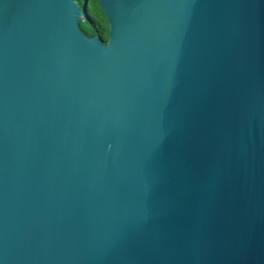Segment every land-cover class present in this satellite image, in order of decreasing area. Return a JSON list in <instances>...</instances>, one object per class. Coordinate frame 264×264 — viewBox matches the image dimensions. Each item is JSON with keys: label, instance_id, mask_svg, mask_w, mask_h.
<instances>
[{"label": "water", "instance_id": "95a60500", "mask_svg": "<svg viewBox=\"0 0 264 264\" xmlns=\"http://www.w3.org/2000/svg\"><path fill=\"white\" fill-rule=\"evenodd\" d=\"M0 0V264H264V0Z\"/></svg>", "mask_w": 264, "mask_h": 264}, {"label": "trees", "instance_id": "16d2710c", "mask_svg": "<svg viewBox=\"0 0 264 264\" xmlns=\"http://www.w3.org/2000/svg\"><path fill=\"white\" fill-rule=\"evenodd\" d=\"M92 1L88 0L86 7L84 8L85 16L83 17V20L80 23V26L82 30L87 33L90 36L93 35H100L103 37L104 41L107 42L109 39V22L108 19L103 12V10L99 6L98 0L96 1V4L98 6V12L94 13L91 9L92 7ZM81 5L84 4V0H79ZM102 19V20H101ZM104 21V22H103Z\"/></svg>", "mask_w": 264, "mask_h": 264}, {"label": "rangeland", "instance_id": "374dc122", "mask_svg": "<svg viewBox=\"0 0 264 264\" xmlns=\"http://www.w3.org/2000/svg\"><path fill=\"white\" fill-rule=\"evenodd\" d=\"M91 4H92V7H91L92 11H93L94 13H97L99 10H98V6H97V4H96V1L93 0ZM98 14L100 15L99 12H98ZM101 20H102V19H101ZM103 22H104V21H103Z\"/></svg>", "mask_w": 264, "mask_h": 264}]
</instances>
